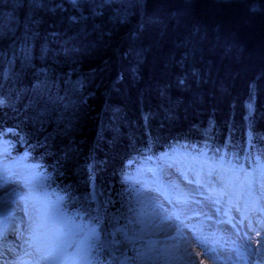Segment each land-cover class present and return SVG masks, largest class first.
<instances>
[{"label": "trees", "instance_id": "obj_1", "mask_svg": "<svg viewBox=\"0 0 264 264\" xmlns=\"http://www.w3.org/2000/svg\"><path fill=\"white\" fill-rule=\"evenodd\" d=\"M0 139L99 226L91 264L136 256L168 150L264 164V0H0Z\"/></svg>", "mask_w": 264, "mask_h": 264}, {"label": "rangeland", "instance_id": "obj_2", "mask_svg": "<svg viewBox=\"0 0 264 264\" xmlns=\"http://www.w3.org/2000/svg\"><path fill=\"white\" fill-rule=\"evenodd\" d=\"M186 145L169 150L160 166L144 174V190L154 199L145 205L144 220L149 238L158 240L154 256L144 259L148 264H264V164L260 170L238 173L224 169L222 161L207 164L210 158H202L207 152L191 156L196 148ZM8 156L0 140V221L9 232L8 241L1 242L4 261L11 257L13 264H91L87 249L103 243L99 226L83 223L80 212L68 213L58 198L50 200L43 190L37 191L40 173L20 157ZM93 194L96 211L101 201L96 189ZM233 204L242 210H234L230 222L223 206ZM245 214L249 220L242 224ZM75 239L78 248L73 252L68 249ZM21 244L29 253L14 255ZM118 258L119 264H135L126 252Z\"/></svg>", "mask_w": 264, "mask_h": 264}, {"label": "bare ground", "instance_id": "obj_3", "mask_svg": "<svg viewBox=\"0 0 264 264\" xmlns=\"http://www.w3.org/2000/svg\"><path fill=\"white\" fill-rule=\"evenodd\" d=\"M246 219H247V215H245L243 217L242 222H244ZM4 224H5L4 221L3 222L0 221V242L1 241L7 242L8 241V238H9V235H8L9 232L8 233L7 232H3V228H5ZM259 229H261V226L259 227ZM10 231H11V229H10ZM2 246L3 245L0 244V247H2ZM20 247H21V249H19L18 250V253L14 254V255H18V254H20L23 251H28V253H29V249H27V248L24 249L22 244L20 245ZM9 264H13V263H11L10 258H9Z\"/></svg>", "mask_w": 264, "mask_h": 264}]
</instances>
